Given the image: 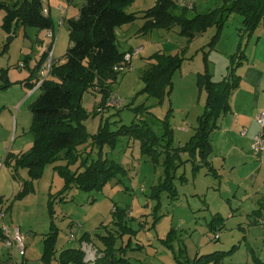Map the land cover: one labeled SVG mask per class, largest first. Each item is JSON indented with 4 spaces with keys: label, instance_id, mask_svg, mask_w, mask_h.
Wrapping results in <instances>:
<instances>
[{
    "label": "rangeland",
    "instance_id": "obj_1",
    "mask_svg": "<svg viewBox=\"0 0 264 264\" xmlns=\"http://www.w3.org/2000/svg\"><path fill=\"white\" fill-rule=\"evenodd\" d=\"M83 1L76 0L75 4ZM54 3L51 19L56 35L51 55V51H41V42L51 44V40L47 42L46 29L13 23L9 30L3 25L5 10H0V84H8L0 87V96L5 91L9 94L19 90L24 95L19 126L17 130L13 126L10 141L13 151L19 143L23 152L34 144L31 104L41 89L30 88L25 80L38 82L43 55L48 51L43 62L50 56L53 61H64L70 45L68 20L62 26L59 24L61 10ZM43 4L49 6L46 0ZM154 4L155 0H135L126 8L139 17L117 28L118 47L131 52L141 49L133 54L131 68L121 72L112 85L122 100L119 106H104V94L97 87L83 92L81 104L87 113L84 123L89 135L78 147L93 149V155L97 156L99 147L93 145V138L99 132L142 121H148L159 135L168 128L174 147L184 144L193 135L207 98L206 90L197 83L199 73L208 69L213 80L220 81L230 75L233 66L239 65L234 72L240 76V82L230 99L231 110L221 116L212 136L214 151L210 160L216 170L209 171L206 167L194 170L192 162H186L171 169L173 182L168 187L161 185L168 175L165 154L143 153L139 139L120 134L113 147H103L102 155L123 168L101 189L82 191L74 187L61 199L64 177L54 165H48L41 177L33 180L31 192L15 198L21 211L13 213H17V224L26 234L25 252L29 243L33 252L39 245L44 249L52 219L58 228L57 248L77 247V238L85 231L105 235L119 229L115 213L125 208L130 229L118 239L117 247H123L120 251L132 264H178L179 260L191 261L198 254L229 250L233 251L220 264H264V154L256 155L248 135L243 134L250 121L257 133L262 129L257 116L264 109V82L258 81L264 74V29L260 25L250 35L242 31L243 18L227 10L229 0H197V10H190V16L196 13L211 14L210 18L219 16L193 39L181 34L179 25L142 33L140 28L145 22L142 16ZM240 43L245 49L242 58L235 55ZM157 52L181 58V66L173 75V89L162 100L142 92L145 85L142 77ZM240 60L242 63L238 64ZM9 81L14 83L10 86ZM142 106L150 112L141 110ZM76 167L77 164L71 166ZM18 170L23 175V189L29 170L26 167ZM155 185H160L158 196L153 195ZM74 227L76 239L70 240ZM16 251L24 261L26 253L19 248Z\"/></svg>",
    "mask_w": 264,
    "mask_h": 264
},
{
    "label": "trees",
    "instance_id": "obj_2",
    "mask_svg": "<svg viewBox=\"0 0 264 264\" xmlns=\"http://www.w3.org/2000/svg\"><path fill=\"white\" fill-rule=\"evenodd\" d=\"M134 1L86 0L80 8L78 17L68 20L70 45L65 60L53 61L49 76L39 87L41 93L31 104L33 119L30 129L34 136V144L28 151L7 158L10 165L14 161V171L22 167L29 170V179L25 180L23 189L16 198L31 192L33 180L40 178L48 165H54L64 177L65 184L59 192L63 195L61 199H64V194L74 187L82 191L101 189L123 168L119 163L102 155L103 147H113L120 134L139 139L143 153H155L156 156L165 154L164 164L168 175L161 185L166 184L165 186L168 187L173 182L169 174L171 169L178 168L186 162H192L194 170L202 167H206L209 171L216 170L210 160V155L214 151L212 136L219 127L221 116L231 110L230 99L240 82V76L234 72L239 65L233 66L230 75L220 81H214L208 69L199 73L197 83L200 88L206 90L207 98L204 111L198 116L195 131L184 144L174 147L172 133L168 128L159 135L148 121H142V123L121 125L114 131L99 132L93 138V145L99 147L97 156L93 155V149L88 151V148L78 147L89 135L84 123L87 113L81 104L83 92L89 89L96 90L97 87L98 91L104 94V106H112L107 102L113 91L112 85L121 74L114 67L121 63L129 52L121 51L118 47L117 28L132 23L139 17L135 12L126 10ZM229 1L227 10L237 12L243 18L242 31L250 35L260 25L264 29V0ZM43 2V0H15L9 3L0 0V10H5L3 25L9 30L13 23L15 26L52 29L53 20L50 15L44 13ZM193 9L179 6L175 0H156L155 4L144 12L142 17L145 22L140 31L147 33L154 29H172L175 25H179L180 33L191 40L198 32L216 22L219 16L217 14L210 18L211 14L199 13L190 16L189 12ZM238 48L235 55L242 58L243 55L245 56V49L241 43ZM240 52L241 54H238ZM47 54L48 52L43 55L40 65ZM152 59L154 61L150 63L142 77L145 84L142 92L149 97L162 100L173 89V75L181 66V58L179 55L157 52ZM240 63L242 60L238 64ZM38 82L29 81L26 84L34 88ZM7 86L8 84H3L1 88ZM142 109L149 111L146 106H142ZM184 155H186L185 159ZM60 160L65 163H57ZM74 164H77V167L72 169L71 166ZM159 186H154V196L159 195L160 191L157 189ZM53 202V199L49 201L51 215H53ZM115 215L118 217L115 223L119 229L109 231L105 235L85 232L80 237V241L95 243L97 247L96 240L99 239L101 242L102 247L96 250L94 261H86V252L82 247L63 249L56 256L58 228L52 219L51 230L46 234L44 242L43 261L46 264H53L54 260L58 264H132L130 258L120 251L123 247H117L118 239L130 229L127 210L121 208ZM232 251L198 254L191 261L179 260L178 264H220L221 260Z\"/></svg>",
    "mask_w": 264,
    "mask_h": 264
},
{
    "label": "crops",
    "instance_id": "obj_3",
    "mask_svg": "<svg viewBox=\"0 0 264 264\" xmlns=\"http://www.w3.org/2000/svg\"><path fill=\"white\" fill-rule=\"evenodd\" d=\"M48 1V7L44 5V8L48 9V15L50 17L52 16V8L53 4L52 2H55L54 5H56V9H60L59 13V24L60 21L63 19L65 24L67 20L70 18H77L79 13H80V8L81 6L86 2V0H82L83 3H78L76 5V0H46ZM156 1V0H155ZM45 3V0H44ZM194 9L197 10V6H194ZM193 9V10H194ZM72 16V17H69ZM54 22V21H53ZM62 24V25H63ZM54 25V24H53ZM61 25V24H60ZM61 25V26H62ZM54 34L56 35V30L55 28L51 29ZM48 32V30H47ZM47 36V33L45 34ZM45 36V39H46ZM51 39L47 37V42L50 41ZM41 51L45 52L46 50L49 51L50 49V44H46L45 42H41ZM141 47L135 49L140 51ZM5 50V49H4ZM47 51V52H48ZM59 60V59H57ZM30 79H26V82H29ZM259 83L264 82V74L259 77L258 79ZM10 86L14 81H9ZM22 82V81H21ZM3 84H0V87ZM22 85V84H21ZM5 95L0 96V211L5 212V217L2 219L0 217V264H46L43 259H42V253H43V248L38 246V250L36 251H31L32 250V245L29 243L28 250H26L25 254V260L22 261L21 255L16 251L14 256L10 254L9 248L5 245L4 243V238L1 232V225L2 222H5L9 224L10 226H19L17 224V219H15V216L17 213H13L14 210L16 211H21V207H18V201L15 200L16 196L20 193L22 189V177L23 175L21 174L20 170L14 171L13 164L14 161L11 162V165L8 164L7 158L13 154V156H17L21 154L24 150L21 145V143L18 144L17 148L13 151L14 146L10 145V141L12 140V131H13V126H16V130L19 126V117H20V112H21V105L23 102L24 95L22 94V90H19L18 92L15 91L14 93H9L6 94V91L4 92ZM27 94V93H26ZM261 102V100H260ZM260 102L258 101V106L260 107ZM19 109L17 110V108ZM262 108V107H260ZM16 109V111H14ZM256 110V109H255ZM264 111V109H263ZM245 127V126H244ZM187 129V128H186ZM188 130V129H187ZM185 130V131H187ZM246 134L248 135V139L250 142H252L253 136L257 133L253 127L252 122H249V127H246ZM16 144V140H15ZM61 189V188H60ZM59 189V190H60ZM10 205V208L8 207ZM13 205V206H11ZM18 208V209H17ZM12 209V211H11ZM8 212H10V216H8ZM256 223V221L254 222ZM70 225H73L71 223ZM21 229V227H20ZM87 232V231H85ZM83 232V233H85ZM77 238L79 241V246L77 247H82L86 245H91L92 246V251H96L100 245H97L92 242L88 241H80V237L82 234ZM26 236V234H25ZM100 243V242H99ZM98 243V244H99ZM57 247V246H56ZM76 247V246H74ZM69 248L68 246L66 247L65 245L61 247L60 249L57 248L58 252L60 253L61 250ZM37 249V248H36ZM84 250V249H83ZM27 251L29 257H27ZM99 251V250H98ZM32 252V253H31ZM57 254L56 256H58ZM30 258V259H29ZM53 264H58L56 260L53 261Z\"/></svg>",
    "mask_w": 264,
    "mask_h": 264
},
{
    "label": "built area",
    "instance_id": "obj_4",
    "mask_svg": "<svg viewBox=\"0 0 264 264\" xmlns=\"http://www.w3.org/2000/svg\"><path fill=\"white\" fill-rule=\"evenodd\" d=\"M176 3L181 6V7H186L189 9L194 8L196 5L197 0H175ZM44 13L48 14V9L44 8ZM64 23V20L62 19L60 21V24L62 25ZM47 37L51 39V44H50V49L54 47V40H55V34L54 32L50 29L47 32ZM139 50H135L133 52L129 51L126 53L123 61L117 65H115L114 69L119 71V72H124L127 69L131 68V60L133 58V54L135 55L138 53ZM52 54V51L50 52V55ZM53 63V59L48 58L45 62L42 63V66L40 68V77H39V82L36 84L34 88L39 89L41 86L42 82L49 76L51 66ZM122 100L118 96V92L112 91L109 99V104L112 105H117L119 106L121 104ZM257 121L261 125L262 129L259 133H256L253 138H252V143H251V149L256 155H261L264 154V135H263V126H264V111L261 112L257 116ZM246 130H243V134H246ZM5 212L0 211V217L3 219L5 217ZM75 227L72 230V233L69 237L70 240L76 239V234H75ZM1 232L3 235V240L5 245L9 248L10 254L14 256L17 248H19L23 253L25 252V244H24V234L22 233L21 229L19 226H10L9 224L2 222L1 225ZM84 251L86 252V261H94L96 259V251H92V246L91 245H84L83 246Z\"/></svg>",
    "mask_w": 264,
    "mask_h": 264
}]
</instances>
